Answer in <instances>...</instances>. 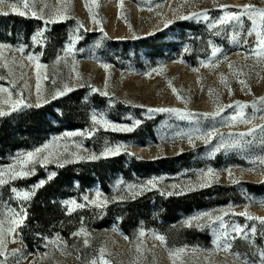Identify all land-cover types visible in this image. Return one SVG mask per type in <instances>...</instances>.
Wrapping results in <instances>:
<instances>
[{
    "label": "rangeland",
    "instance_id": "374dc122",
    "mask_svg": "<svg viewBox=\"0 0 264 264\" xmlns=\"http://www.w3.org/2000/svg\"><path fill=\"white\" fill-rule=\"evenodd\" d=\"M24 2L0 4V88L13 101L41 106L11 111L0 103L8 113L0 116V173L12 167L32 173L2 177L0 260L264 264L258 159L264 133L238 135L264 125V57L256 54L264 22L245 15L242 24L218 23L244 5L264 9V0H27V8ZM57 91L65 94L52 99ZM218 107L219 116H200ZM156 108L183 109L197 119L149 111ZM96 114L133 131L96 123ZM213 129L223 135L211 143L196 138ZM221 140L239 143L215 151ZM121 145L118 154L102 155ZM37 149L44 150L18 163ZM25 191L30 199L20 195Z\"/></svg>",
    "mask_w": 264,
    "mask_h": 264
},
{
    "label": "snow or ice",
    "instance_id": "6c2138e0",
    "mask_svg": "<svg viewBox=\"0 0 264 264\" xmlns=\"http://www.w3.org/2000/svg\"><path fill=\"white\" fill-rule=\"evenodd\" d=\"M93 2H95V0H93ZM4 3V0H0V4H3ZM12 7V10L13 12H17V8H16V5L15 4H12L11 5ZM24 7L27 8L28 7V3H27V0H25L24 2ZM222 7H229L227 5L225 6H222ZM3 14H7V13H3ZM19 15H25L24 12H19L18 13ZM32 16H36L37 13L36 12H32L31 13ZM195 15V14H193ZM247 15L253 22V24L255 23V17L256 16H259V18L261 19L262 22H264V9H258V8H255V6L253 5H244L243 6V10L241 12H229L227 13L225 16H223L219 21L218 23L219 24H227V23H230V22H237V23H240L242 24L243 23V20H242V17ZM41 19H43V17L41 16L40 17ZM66 18V17H65ZM184 19H188L190 17H183ZM205 18L206 15H205ZM168 23H171V21H168ZM165 27H167V24H165ZM252 31H249L248 35H252ZM257 48L259 49V51L256 53L257 55L261 56V57H264V33H261L259 34V39L257 41ZM2 47V46H0ZM216 52H213V55H215ZM29 59H36V57H30ZM37 67H42V65H37ZM105 67H107V65H105ZM241 83H244L243 81H241ZM72 89L68 88L67 85H65V91H71ZM39 85H37V94L39 96ZM65 91H57L55 92L53 95H52V99H56L57 97L59 96H63L65 94ZM173 91H175V89H173ZM0 92H8V89H5V88H0ZM104 95H107V93H104ZM8 96H9V99L7 100H4V101H0V103H3V104H9L11 106V111H16L18 110L19 108L21 107H40L41 104L37 103L35 105L33 104H30V103H26L24 99H17L15 101H13L11 99V93L8 92ZM49 101L48 100H44V103H48ZM259 102L261 104H264V97H260L259 98ZM256 101L253 102V106L256 105ZM236 104L243 110L244 108L247 107L246 104H243L241 102H236ZM228 107H231V105H228ZM150 112H171V113H175L177 115H180L182 117H186V118H189V119H197L196 115L193 114V113H190V112H185V110L183 109H177V108H156V109H149ZM221 111H223V107H218V109L215 111V112H212V113H202L200 114L201 117H204V118H207V117H215V116H219ZM8 113L4 112L3 110H0V116H3V115H7ZM262 119H264V117H262ZM92 120L96 123H104L108 128H111L112 130H115V131H133V127H127V126H120V125H114V124H110L108 123L102 116H100V118L98 119V114L96 115H93L92 116ZM245 123H249L251 124V120H246L244 121ZM136 125H138L140 123V121H136L135 122ZM257 128H259V130L264 133V125H255L251 128H249L248 132L247 133H240L238 134L239 136L243 137V136H246V135H252V134H255ZM83 135V133H68L67 135L69 136H72V135ZM90 135V134H89ZM223 134L215 131L214 129L212 131H208L206 133H202L199 137H196V138H200V139H203L205 141V143H211L212 139L215 137V136H222ZM189 139V143L192 144L193 143V136L189 135L188 137ZM239 143V141H235V142H232V143H228V142H225L223 140H221V142L217 145H215L214 147V150L215 151H219L220 149L222 148H228V147H233V146H236L237 144ZM194 146V144H193ZM48 146L46 145L45 148H47ZM120 147H123L122 145L121 146H117V148L115 150L113 149H106L105 153H102L103 156H106L108 154H112V155H115V154H118L119 152V148ZM44 149H37L35 152H28L27 154H25V159L22 160V161H18V163H28L29 161H32L33 158L35 156H37L38 153L42 152ZM91 159H99L100 157H97V156H91L90 157ZM44 160H47L48 157L45 156L43 158ZM262 163H264V157H259L258 158ZM70 161H65V163H68ZM61 167H63V164L60 165ZM212 173V170L210 169L209 170V175H211ZM4 174H8L10 176L11 179H16V178H23V177H27L28 175H31L32 173L29 172V171H25L23 170L22 168L21 169H17L16 167H12V168H9L6 173H0V185H3L4 183H6L7 181H5L2 177ZM231 175V173H229ZM52 176L55 175V173H52L51 174ZM51 178V177H50ZM44 183V181H41L40 182V186H42ZM152 181H149V184H151ZM201 187L203 186H206L204 184H201L200 185ZM14 192L16 191L15 189L13 190ZM33 193L31 192H23L22 194V198L27 200V199H30L31 195ZM172 193H168V195H171ZM97 197H99V193H97ZM84 200L87 202L88 198L87 197H84ZM65 203H68V202H65ZM73 205H75L76 208H82L84 207L85 205L84 204H77L75 201H72L71 202ZM91 203L93 204H96L97 201H91ZM106 203V201L104 202ZM102 206V205H101ZM205 216L209 215V214H204ZM241 215H247V213H241ZM249 219H258L257 217H248ZM194 219H198V218H194ZM217 220H220L221 217H216ZM11 225L13 226H17L19 224H22L23 223V218L19 219V220H12L11 222ZM188 224L189 226H191L192 224V221L189 220L188 221ZM199 226V225H198ZM9 231H12L13 228H9L8 229ZM83 231V230H82ZM2 232L3 230L0 229V255H3L4 252H3V247H4V240H3V235H2ZM234 233H237L239 234L240 238H247L244 234H243V231L240 229V228H236L234 229ZM140 235L143 236L144 233L143 231L140 232ZM157 239L161 240V241H164V237L163 236H159V237H156ZM236 236L234 235L233 237H231V239H235ZM85 244H87V240H85ZM229 249L231 247V245L229 244L227 246ZM103 249L100 250L101 252V256L103 255ZM178 252L180 251H183V250H177ZM237 256L239 254H236ZM262 257H264V253H261L260 254ZM0 264H5V261H2L0 260ZM92 264H96V261H92ZM104 264H107V261H104Z\"/></svg>",
    "mask_w": 264,
    "mask_h": 264
},
{
    "label": "trees",
    "instance_id": "16d2710c",
    "mask_svg": "<svg viewBox=\"0 0 264 264\" xmlns=\"http://www.w3.org/2000/svg\"><path fill=\"white\" fill-rule=\"evenodd\" d=\"M163 161H164V159L162 158V159H160V160H156V162L158 163V164H162L163 163Z\"/></svg>",
    "mask_w": 264,
    "mask_h": 264
}]
</instances>
